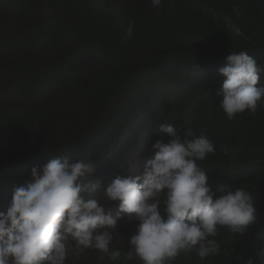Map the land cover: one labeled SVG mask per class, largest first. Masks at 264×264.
Returning <instances> with one entry per match:
<instances>
[{
	"label": "clouds",
	"instance_id": "9594fccd",
	"mask_svg": "<svg viewBox=\"0 0 264 264\" xmlns=\"http://www.w3.org/2000/svg\"><path fill=\"white\" fill-rule=\"evenodd\" d=\"M148 1L142 0L145 9H148ZM150 1L149 10L162 4V0ZM195 1L172 0V3L178 10L188 7L195 8L200 15L209 14L210 23V18H220L223 22L238 19L235 13L247 1L254 7H264V0H224L225 6L210 14L199 6L190 7ZM198 1L207 8L204 0ZM74 2L68 14H73L70 10L88 1ZM117 2L114 0V8L121 9ZM202 20L194 18L185 24L196 27ZM77 22L85 25V15L74 20L72 26L75 27ZM129 25L135 28V24ZM36 26L46 39L48 50L54 43L63 41L61 37L53 36L48 22ZM187 31L195 34L188 26ZM220 34L222 37L221 29ZM121 35L124 40L132 37L122 32ZM190 36L193 39H184L194 46L192 52L214 53L211 42L196 38L198 35ZM9 38L1 52L9 50ZM95 39L105 44L112 36L106 33ZM21 43L23 52L17 54L14 50L13 59L0 79V117L10 108L22 107L21 92L32 95L37 92L36 96L48 110L60 111L71 118L90 115L89 111L92 115L94 107L106 97L109 103L99 108L103 115L91 121L99 122L94 134L100 143L116 144L112 157L123 168V176L118 175L119 171L111 174V170L105 169L100 172V184L92 179L95 168L90 161L73 160L70 156L47 159L43 166L33 167L25 177L18 172L20 176L10 180L9 187L0 189V264H171L181 253L194 252L205 259L220 253L216 237L221 228L244 236L257 223L259 213L250 192L231 184L218 185L214 190L208 183L209 175L197 164L209 154H215V144L206 135H197L192 127L181 134L169 118L175 115L176 104L170 103L167 93L154 81L162 80L175 89L180 81L188 79L190 73H170L171 68L165 66L164 73L150 77L148 84L143 82L135 88L131 86L132 76L126 71L128 65L149 72L151 62L132 61L125 67L123 56L104 48L101 68H82L80 60H76L74 69L68 71L86 77L76 81L91 83V90L77 101L80 105L88 104L89 111L87 108L80 111L76 102L70 109L63 99L67 93L61 87L56 89L61 95L49 97L62 102L52 103L44 99L47 94L18 81L19 69L30 62L37 71L49 75L56 72L51 71L55 66L51 55L35 64V44H30L28 39ZM110 47L120 49L118 45ZM56 50L64 53L60 46H56ZM171 61L172 57L165 59L167 63ZM218 71L224 80H220L217 87H213L216 80L205 86L197 100L199 109L216 102L222 114L231 120L246 110L255 114L257 107H264L261 104L264 102V68L255 55L249 51L230 52L225 66ZM191 74L200 85L207 81L206 75L199 71ZM95 78H99L96 85L92 82ZM144 86L145 90L141 88ZM133 108H137V113L141 111L138 117L141 125L134 120L126 139L132 138L134 143L125 144V141L121 144L119 141L134 115ZM184 109L188 110V107ZM40 112L52 118V113ZM113 133L115 136L111 139ZM140 133L146 134L145 144L141 147L152 149L154 156L145 164L135 165L140 151L128 159L137 145L135 135L140 138ZM113 150L109 149L105 155L109 157ZM223 152L227 155L228 148L225 147ZM14 166L11 158L0 162V183ZM138 166L140 172L133 175ZM255 243V256L249 257L244 264H257V261L264 264V227L256 232ZM105 254L112 260L102 256Z\"/></svg>",
	"mask_w": 264,
	"mask_h": 264
},
{
	"label": "trees",
	"instance_id": "16d2710c",
	"mask_svg": "<svg viewBox=\"0 0 264 264\" xmlns=\"http://www.w3.org/2000/svg\"><path fill=\"white\" fill-rule=\"evenodd\" d=\"M76 1L79 3V0ZM87 1L86 4L70 10L73 14H68L71 3H75L74 0H0V79L13 59L17 43L27 39L30 44H35L33 47L35 64H39L51 55L55 61L51 71L56 72L49 75L37 71L33 67L35 65L30 62L19 69L18 81L47 94V99L45 97L44 99L52 103L62 102L58 98L49 96L61 95L56 89L63 88L67 93L63 99L69 103L70 109L75 102L80 111L90 107L88 104L80 105L77 101L83 98L84 93L91 90V83L76 81L84 80L86 77L68 71L74 69L76 60H80L82 68H101L104 48L107 51L114 50L115 53L123 56L125 67L132 61L151 62L149 72L139 71L133 65H128L127 73L135 71L132 76V84L135 86H141L140 83L143 82L148 84L150 77L165 72V66L171 68L170 73H190L188 79L180 81L182 83H179L175 89L162 80L154 81L161 91L167 93L170 103H173L171 99L174 96L173 100L178 106L197 109V111L185 110L184 113H179L175 108V115L169 118L181 133L186 128L192 127L197 135H206L215 144V154H209L204 161H197V164L209 175L208 183L212 188L215 190L218 185L231 184L234 188L245 189L253 195L259 215L257 223L244 236L233 234L227 228H221L216 237L221 249L217 256L201 259L196 252L181 253L171 264H244L249 257L255 256L257 250L255 234L259 228L264 227V107H257L255 114L246 110L230 120L227 115L222 114L216 102L199 109L197 100L209 82L224 80L218 70L225 66L226 57L230 52L249 51L258 58L264 68V7L259 5L254 7L250 1H247L236 11L238 19L233 18L230 22H223L220 18H210V23L209 14L203 16L193 9H185L182 15L174 18L173 15L161 11L166 9L164 5L162 9L153 7L149 10L150 7L146 5L148 9H145V4L141 0L128 1L131 12L126 11L118 0L116 1L121 9L114 8V0ZM204 1L207 8H204L201 2L199 5L194 2L190 7L199 6L200 9L208 10L212 14V10H219L225 6L224 0ZM83 15L86 17V24L77 22L73 27L72 22ZM194 18L203 19L202 23L196 27L187 25L188 21ZM46 22L52 28L53 36L63 39L54 43L51 50H48L46 39L36 26H44ZM132 23L135 24L133 35L130 39L124 40L121 32L128 35L131 27L129 24ZM186 25L195 34L189 33ZM82 30L85 32H80ZM106 33L112 36L110 42L104 44V41L95 39ZM190 35H198L196 38L211 42L210 47L214 49V53L192 52L195 50L194 46L184 39L185 37L193 39ZM7 37L16 38L17 42H11L9 50L5 49L1 52ZM112 45H118L120 49L110 47ZM56 46L62 47L64 53L57 51ZM169 53L171 55L166 56ZM167 57H172L170 63L165 62ZM196 71L206 75L207 81L204 84H198L197 78L195 79L191 74ZM36 95L21 92L22 107L15 98L20 107L16 106L1 113L0 162L11 158L15 166L13 171L6 172V178L0 183V189L9 187L7 185L11 184L10 180H15L20 175L27 176L33 167L43 166L47 159L58 156L90 161L95 168L92 179L100 184L102 183L100 172L105 169L111 170V174L113 171H119L118 175L122 176L123 168L112 157L116 151L114 149L116 144L100 143L94 134L99 122L91 121L103 115L99 108L109 103L108 98L104 97L99 106L94 107L92 115L88 109L90 115L71 118L61 114L60 111L48 110L41 98ZM182 99L183 102L180 103ZM136 109L133 108L134 116L119 141L121 144L125 141V144L134 143L132 138L126 139L128 130L133 126L132 121L135 118L139 121L138 115L141 111L137 113ZM42 110L52 113V118L42 115L40 112ZM197 123L202 124L200 131L196 130ZM114 136L115 133L110 138ZM140 138H143L141 133ZM163 141L167 142V140ZM225 147L228 148L227 155L223 152ZM109 149L114 150L108 157L105 153ZM132 154L131 152L128 160L131 159ZM153 156V150L146 147L134 164L138 165V161L145 164ZM138 171L140 170L134 169L135 173ZM102 256L111 259L108 254ZM262 263L257 261V264Z\"/></svg>",
	"mask_w": 264,
	"mask_h": 264
},
{
	"label": "bare ground",
	"instance_id": "6f19581e",
	"mask_svg": "<svg viewBox=\"0 0 264 264\" xmlns=\"http://www.w3.org/2000/svg\"><path fill=\"white\" fill-rule=\"evenodd\" d=\"M121 4L123 3L124 4V6H123V8L126 10V11H128V12H131V8H130V6L128 5V2H127V0H118ZM187 1V3H188V0H186ZM195 3L196 4H200L199 3V1L197 0V1H195ZM147 5V7H150L151 5H152V3H151V1L149 0L148 1V3L146 4ZM163 5H167V8L166 9H163V10H161V11H163V13L164 12H167V15H173L174 16V18L175 17H177V16H180V15H182L181 13L182 12H184V11H186L184 8L182 9V10H178L177 8H175L174 7V3H172V0H162V4H161V6L159 7V8H161ZM164 8V7H163ZM205 8V7H204ZM162 9V8H161ZM186 9L188 10V7H186ZM194 10H195V8H193ZM208 11V10H207ZM191 15V14H190ZM173 18V17H172ZM133 24V23H132ZM131 32V33H130ZM128 35H130V36H132L133 35V27L131 26L130 27V30H129V32H128ZM185 39H186V37H185ZM188 39V38H187ZM183 49V48H182ZM133 74H135V71H133L132 70V72L130 73V75L131 76H133ZM97 79V78H96ZM196 79V78H195ZM96 81L97 80H95V79H93V84L94 85H96ZM217 82L218 81H215L214 82V87H217L218 86V84H217ZM182 83V82H181ZM219 83V82H218ZM131 86L132 87H134L135 85H133V84H131ZM180 86V85H179ZM135 88H137V86H135ZM143 90H145V88L144 87H141ZM178 88V87H177ZM182 88V87H181ZM179 89H180V87H179ZM192 90V89H191ZM181 92V91H180ZM179 92V93H180ZM187 93V92H186ZM180 95H182V92L180 93ZM174 97V96H173ZM173 97H172V102H174V100H173ZM181 99V98H180ZM176 101H178V99H176ZM181 101L183 102V99L182 100H180V103H181ZM176 104V103H175ZM183 104V103H182ZM175 108L178 110V112L179 113H184V111H185V109L184 108H182V107H180V106H178L177 104H176V106H175ZM135 110V109H134ZM137 111V110H136ZM188 111H197V109L196 108H194V107H192V108H190V109H188ZM135 112V111H134ZM137 114V113H136ZM134 116V115H133ZM136 116V115H135ZM139 116V115H138ZM133 119H134V117H133ZM171 119V118H170ZM135 120H136V118H135ZM132 122H134V121H132ZM141 125V121L139 122V126ZM175 125V124H174ZM189 126V125H188ZM201 127H202V124L201 123H197V125H196V130H199L200 131V129H201ZM145 127H143V129H144ZM138 130H141V128H138ZM130 132V131H129ZM182 134V133H181ZM128 135H129V133H128ZM141 135H143V138H139V136L138 135H135L136 136V142H137V145H135V147H133V149H132V153H135V152H139L140 151V153H142V152H144L145 151V148H142L141 147V145H144L145 144V140H146V134L145 133H141ZM199 135V134H198ZM145 138V139H144ZM149 150V149H148ZM133 155V154H132ZM132 157V156H131ZM148 157V156H147ZM143 159V158H142ZM142 162V161H141ZM141 162H137L138 164H140ZM142 164H143V162H142ZM139 170V166L138 167H136L135 168V170ZM140 171H138V173H139ZM133 173H135L134 172V170H133ZM99 195H101V193L99 194ZM11 199H12V196H11ZM11 199H10V202H11ZM113 213H115V212H113ZM124 216H126V215H124ZM92 259V258H91Z\"/></svg>",
	"mask_w": 264,
	"mask_h": 264
},
{
	"label": "water",
	"instance_id": "95a60500",
	"mask_svg": "<svg viewBox=\"0 0 264 264\" xmlns=\"http://www.w3.org/2000/svg\"><path fill=\"white\" fill-rule=\"evenodd\" d=\"M141 1H142V0H141ZM13 41L17 42L16 39H15V40H10V38L8 39V43H9V44H11V42H13ZM15 51H16L17 54L23 52V45H22L21 42H18V43H17V45H16V47H15Z\"/></svg>",
	"mask_w": 264,
	"mask_h": 264
},
{
	"label": "rangeland",
	"instance_id": "374dc122",
	"mask_svg": "<svg viewBox=\"0 0 264 264\" xmlns=\"http://www.w3.org/2000/svg\"><path fill=\"white\" fill-rule=\"evenodd\" d=\"M184 70V69H183ZM185 71V70H184ZM186 72V71H185ZM138 173V172H137ZM137 173H132L133 175L137 174ZM122 176H123V173H122ZM102 195V194H101Z\"/></svg>",
	"mask_w": 264,
	"mask_h": 264
}]
</instances>
